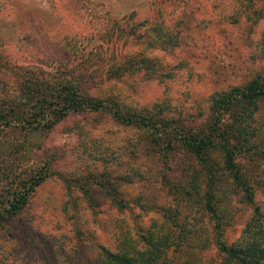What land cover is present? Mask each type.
<instances>
[{"label":"rangeland","instance_id":"obj_1","mask_svg":"<svg viewBox=\"0 0 264 264\" xmlns=\"http://www.w3.org/2000/svg\"><path fill=\"white\" fill-rule=\"evenodd\" d=\"M135 25L143 38L153 28L170 42L140 51L126 38L121 52L155 65L90 89L107 106L113 98L139 111L160 108L176 133L205 131L216 95L264 77V0H0V103L16 95L9 66L51 74L73 61L80 41L105 40L109 56L123 43L120 31ZM245 124L258 129L257 155L240 152L235 161L264 214V100ZM154 150L144 131L108 109L70 114L48 130L0 127V202L37 169L55 174L0 222V264H102L103 253L141 264H219L204 172L180 148L168 157ZM214 159L221 164L215 151ZM216 189L221 238L236 243L252 211L227 176Z\"/></svg>","mask_w":264,"mask_h":264},{"label":"trees","instance_id":"obj_2","mask_svg":"<svg viewBox=\"0 0 264 264\" xmlns=\"http://www.w3.org/2000/svg\"><path fill=\"white\" fill-rule=\"evenodd\" d=\"M136 29L138 27L135 25L125 32L121 30V36L125 37L123 43L118 52L109 53V56L106 55L108 49L105 40L93 44L80 41L82 46L73 61L59 65L60 67L51 74L41 70L39 66H9L17 83L16 95L12 96L13 98L6 97L4 104L0 103V127L29 131L37 128L48 130L70 114L97 113L108 109L112 118L119 124L144 131L150 143L154 144V153L168 157L175 148H180L204 172L208 181L202 196L203 208L214 223L216 232L213 245L220 256L219 264H264V214L255 205L251 186L235 161L240 152L257 155L255 140L258 129L255 131L254 127L251 129L248 124L243 123L250 118L251 112L256 110L257 103L264 100V77L253 78L242 87L231 88L216 95L211 105L213 122L208 130L178 134L176 126L171 127L173 123L161 117L160 108L154 112L139 111L118 104L113 98H108L110 106H107L104 98H95L89 94L90 89L104 82L122 79L125 74L140 73L154 67L155 61L144 58L142 53L138 55L121 52V49L125 48L126 38L128 37L129 43L130 39L138 40L140 51H144L156 44H168L169 37L153 31L152 28V37L146 35L145 39L141 33L136 34ZM112 40V44L117 45L121 38L114 36ZM1 64L3 62H0V66ZM236 109H239L238 113ZM225 114L230 119L229 124L223 122ZM234 139L235 143L232 144L230 140ZM214 151L221 164L218 159H214ZM48 167L39 168L20 181L19 188L0 202V222L18 215L35 188L55 175L47 171ZM224 176L229 178L235 191L240 193L242 201L248 204L252 211L239 240L233 244H227L221 238V216L217 203L221 195L217 196L216 188L218 182L224 180ZM100 186L104 188L103 185ZM80 190L91 206L87 189ZM105 191L108 200L117 204L112 193L107 191V188ZM100 258L102 264H141L124 254L103 253Z\"/></svg>","mask_w":264,"mask_h":264}]
</instances>
